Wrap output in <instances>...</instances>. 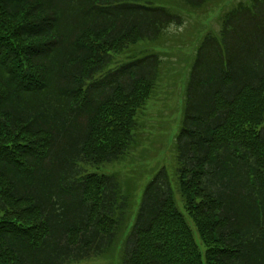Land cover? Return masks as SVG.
I'll return each instance as SVG.
<instances>
[{
  "label": "trees",
  "instance_id": "trees-1",
  "mask_svg": "<svg viewBox=\"0 0 264 264\" xmlns=\"http://www.w3.org/2000/svg\"><path fill=\"white\" fill-rule=\"evenodd\" d=\"M225 1L0 0V264H264V0ZM167 70L174 165L127 161Z\"/></svg>",
  "mask_w": 264,
  "mask_h": 264
},
{
  "label": "rangeland",
  "instance_id": "rangeland-1",
  "mask_svg": "<svg viewBox=\"0 0 264 264\" xmlns=\"http://www.w3.org/2000/svg\"><path fill=\"white\" fill-rule=\"evenodd\" d=\"M232 0H226L225 3L229 4ZM220 11V7L210 8L202 13H190L185 22L180 27L172 26L170 32V45H177L183 47V50L187 52L191 51V46L198 42L201 36L210 29H216L217 17ZM144 46V42H137L132 47L126 48L119 54L123 56L132 50L141 49ZM173 59V58H171ZM173 67V65H172ZM182 79L177 70H167L164 73V78L159 82L156 87L152 90L149 100L146 105L140 110L138 114V122L141 121L142 128L140 129V145L131 152L127 161L135 160L141 156L139 152L142 147V140L145 139V143H152L157 147V160H166L167 162L174 165V153L168 148L171 143L172 135L176 132L177 122L179 116V109L182 100ZM144 119V120H143ZM143 120V121H142ZM168 127L169 129H166ZM153 128L159 129L163 134H157L153 136ZM167 136V137H166ZM164 142V140H166ZM165 143V147L162 144ZM156 159L150 161L153 163ZM122 166V167H121ZM123 163H116L114 165L101 167V170H115L122 168L125 169ZM139 197H137L138 200ZM196 240L199 242L197 235Z\"/></svg>",
  "mask_w": 264,
  "mask_h": 264
}]
</instances>
